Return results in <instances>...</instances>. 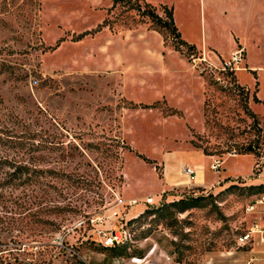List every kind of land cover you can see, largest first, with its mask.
<instances>
[{
	"label": "rangeland",
	"instance_id": "obj_1",
	"mask_svg": "<svg viewBox=\"0 0 264 264\" xmlns=\"http://www.w3.org/2000/svg\"><path fill=\"white\" fill-rule=\"evenodd\" d=\"M250 5L0 0V264H264L261 232L241 240L264 231V74L219 62L251 43Z\"/></svg>",
	"mask_w": 264,
	"mask_h": 264
},
{
	"label": "crops",
	"instance_id": "obj_2",
	"mask_svg": "<svg viewBox=\"0 0 264 264\" xmlns=\"http://www.w3.org/2000/svg\"><path fill=\"white\" fill-rule=\"evenodd\" d=\"M251 5H250V13L247 18V27L250 30L252 34V40L251 43H244V44H238L237 47H235L228 55L222 56V59L219 60L221 64L229 61L233 54L239 50H243V60L246 64V66L252 70L255 74L257 79H259L260 74H264V0H250ZM239 64H235V73L236 70L239 68ZM244 68V67H243ZM237 76V74H236ZM238 78V76H237ZM264 102V99H261ZM197 152H199L203 157L207 156L203 153L202 150L200 149H195ZM237 155V154H236ZM173 155H171L172 157ZM212 157V156H210ZM213 158V157H212ZM185 165H190V167H194V169L202 168L201 164H187V163H182L180 166V170L183 169ZM264 167V166H263ZM178 168V167H177ZM165 169L167 170V175L169 176L168 179V184L166 188L171 187L172 185H177V180H175L172 177V169L169 168L167 164H165ZM200 170V169H199ZM171 174V176H170ZM261 177L258 179V181H264V172H261L260 174ZM195 177V176H194ZM195 179V178H194ZM195 183L198 186H204L208 188H216L214 185H207L205 180L203 179V175H198L196 176ZM165 190V189H164ZM162 190V191H164ZM135 211L137 210V207L135 208ZM248 264V262H247Z\"/></svg>",
	"mask_w": 264,
	"mask_h": 264
},
{
	"label": "trees",
	"instance_id": "obj_3",
	"mask_svg": "<svg viewBox=\"0 0 264 264\" xmlns=\"http://www.w3.org/2000/svg\"><path fill=\"white\" fill-rule=\"evenodd\" d=\"M121 1H124V0H113V7L116 6L117 4H119ZM126 1H130V0H126ZM146 5L151 6V4L148 2H146ZM151 7H153V6H151ZM131 9L139 11L141 13V15H143V16H148L151 19L153 25L155 26V30H157L158 32L163 33V31L166 30V31L170 32V34L173 35L175 38L180 39L181 44L189 46V48L191 50L194 49V45L189 44L184 39H182L181 32L179 31V28L177 27V25L175 23L174 13H173L172 8H169L166 5L163 6L166 18H164L162 15H160L157 12L155 7L153 8V10H150L149 12L142 11L141 10L142 8L139 4L137 6L131 7ZM106 22H107V20L104 21V23L101 25V27L107 26L108 24ZM256 100L259 101L257 98H256ZM244 111L253 118L254 129L256 131L260 132L261 129L259 128V122H258V119L256 117V114H254L253 112L250 111V108L248 107V105L244 107ZM242 148L244 150L242 153H254L257 156H259L258 152L255 150V146L253 144H249L247 147L243 146ZM176 207L179 209V212H183V211H186L188 209L189 204L187 201L182 200L179 202H173V203L169 204V206L167 208H176ZM163 209L164 208H162L161 210H163ZM161 210H158V211H161Z\"/></svg>",
	"mask_w": 264,
	"mask_h": 264
},
{
	"label": "built area",
	"instance_id": "obj_4",
	"mask_svg": "<svg viewBox=\"0 0 264 264\" xmlns=\"http://www.w3.org/2000/svg\"><path fill=\"white\" fill-rule=\"evenodd\" d=\"M243 58H244L243 50L239 49L233 54L232 58L229 61L225 62V67H228L232 70H235V64H239L243 60ZM232 156H236V153L233 152ZM222 164H223L222 160L216 159V160H214L213 164L211 165V169L219 172ZM184 172L190 178H194L195 173H196L195 169L192 167H189V166L185 167ZM140 202L141 201L134 199L130 202V204L131 205H137ZM142 203H144L145 205H153L155 203V199L153 197H148L144 201H142ZM259 205H264V196H262V198L260 200H258L256 204H254L252 206V210H255L256 208H258ZM263 213H264V208H263ZM256 228H258V225H255L252 228L251 232L249 234L244 235V237H242L241 240L242 241H249L250 238L252 237L253 233L261 232L260 238H261V241H264V231L258 230ZM126 237H127V234L124 231H113L109 236H107L105 238L103 244L106 247H113L117 244L123 243L126 240ZM252 262H253V259H250L248 261V264H252Z\"/></svg>",
	"mask_w": 264,
	"mask_h": 264
}]
</instances>
